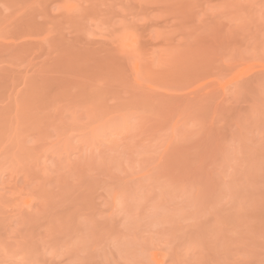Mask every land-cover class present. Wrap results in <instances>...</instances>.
<instances>
[{
	"label": "rangeland",
	"instance_id": "374dc122",
	"mask_svg": "<svg viewBox=\"0 0 264 264\" xmlns=\"http://www.w3.org/2000/svg\"><path fill=\"white\" fill-rule=\"evenodd\" d=\"M0 264H264V0H0Z\"/></svg>",
	"mask_w": 264,
	"mask_h": 264
}]
</instances>
